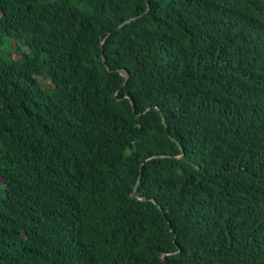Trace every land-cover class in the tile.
I'll list each match as a JSON object with an SVG mask.
<instances>
[{
	"label": "trees",
	"instance_id": "16d2710c",
	"mask_svg": "<svg viewBox=\"0 0 264 264\" xmlns=\"http://www.w3.org/2000/svg\"><path fill=\"white\" fill-rule=\"evenodd\" d=\"M0 264H264V0H0Z\"/></svg>",
	"mask_w": 264,
	"mask_h": 264
},
{
	"label": "water",
	"instance_id": "95a60500",
	"mask_svg": "<svg viewBox=\"0 0 264 264\" xmlns=\"http://www.w3.org/2000/svg\"><path fill=\"white\" fill-rule=\"evenodd\" d=\"M104 61H106L105 57H104Z\"/></svg>",
	"mask_w": 264,
	"mask_h": 264
}]
</instances>
